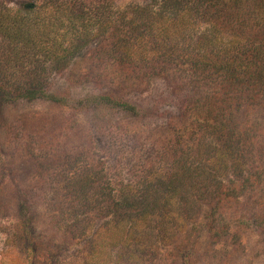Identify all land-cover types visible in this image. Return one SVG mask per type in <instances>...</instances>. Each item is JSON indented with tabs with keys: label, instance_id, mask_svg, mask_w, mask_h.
Masks as SVG:
<instances>
[{
	"label": "trees",
	"instance_id": "16d2710c",
	"mask_svg": "<svg viewBox=\"0 0 264 264\" xmlns=\"http://www.w3.org/2000/svg\"><path fill=\"white\" fill-rule=\"evenodd\" d=\"M118 1L60 0L61 16H50L62 31L58 41L48 32L36 36L29 27L37 22L28 17L14 14L11 27L0 21V93L6 99L65 103L48 92L47 73L65 68L96 41L105 46L103 54L133 66L126 74L139 73L136 59L152 55V62L145 61L152 68L145 73L173 71L182 84L199 90L190 107L205 109L207 136L202 143L199 135L190 149L197 167L185 165L187 150L167 173L154 172L134 185L105 188L91 173L93 178L68 183L74 197L67 207L74 214L66 226L72 239L84 243L86 260L100 259L111 246L115 254L101 262H141L153 255L162 259L168 251L159 253V246L189 222L192 229L203 225L213 242L222 240L231 221L240 220L241 214L232 213L239 196L263 181L264 123L257 115L264 109V0H159L153 13L130 4L127 9L135 14L122 28L114 27ZM198 20L212 21L214 28L194 31ZM15 73L21 74L18 83ZM98 97L138 109L108 93ZM103 218L93 229V220ZM48 249L42 258L52 262Z\"/></svg>",
	"mask_w": 264,
	"mask_h": 264
},
{
	"label": "rangeland",
	"instance_id": "374dc122",
	"mask_svg": "<svg viewBox=\"0 0 264 264\" xmlns=\"http://www.w3.org/2000/svg\"><path fill=\"white\" fill-rule=\"evenodd\" d=\"M59 1L0 0V21L11 27L14 14L28 17L37 22L29 27L36 36L48 32V38L58 41L62 31L50 16H61ZM130 4L153 13L159 0H119L114 27L122 28L135 14L127 9ZM214 25L198 20L194 31ZM104 47L96 41L65 68L47 73L48 92L65 103L45 97L6 99L0 93V264H264V176L259 186L239 196L232 213L241 214L240 220L231 221L222 240L213 242L203 225L192 229L189 222L159 246V253L168 251L162 259L153 255L141 262H101L116 252L107 246L100 259L86 260L84 243L72 239L66 226L74 214L67 207L74 197L69 181L98 176L105 188L134 185L154 172L167 173L187 150L185 165L192 170L197 167L193 142L202 135L204 143L207 134L202 104L190 107L199 90L182 84L173 71L145 73L152 68L146 63L153 61L152 55L135 58L141 71L126 74L133 66L118 63L113 53L106 56ZM1 64L9 70L4 60ZM20 77L14 74L15 83ZM107 93L138 109L98 97ZM257 116L264 123V109ZM105 219H94L92 228ZM47 247L52 262L42 258Z\"/></svg>",
	"mask_w": 264,
	"mask_h": 264
}]
</instances>
